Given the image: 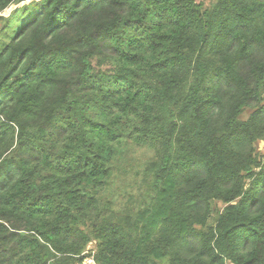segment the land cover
<instances>
[{
    "label": "trees",
    "instance_id": "obj_1",
    "mask_svg": "<svg viewBox=\"0 0 264 264\" xmlns=\"http://www.w3.org/2000/svg\"><path fill=\"white\" fill-rule=\"evenodd\" d=\"M261 141L264 0H0V264H264Z\"/></svg>",
    "mask_w": 264,
    "mask_h": 264
},
{
    "label": "rangeland",
    "instance_id": "obj_2",
    "mask_svg": "<svg viewBox=\"0 0 264 264\" xmlns=\"http://www.w3.org/2000/svg\"><path fill=\"white\" fill-rule=\"evenodd\" d=\"M13 8H14V7L12 6L11 8L7 9L5 12L2 13V16H4V17L8 16V15L10 14V12L13 10ZM259 145H260V148H262V149H261L262 151H258V152H259V153H261V152L264 153V141H261V142L259 143ZM123 184H125V183H123ZM216 207H217V208H221L222 205H221V204H217ZM212 220H213V219H211V221H212Z\"/></svg>",
    "mask_w": 264,
    "mask_h": 264
},
{
    "label": "built area",
    "instance_id": "obj_3",
    "mask_svg": "<svg viewBox=\"0 0 264 264\" xmlns=\"http://www.w3.org/2000/svg\"><path fill=\"white\" fill-rule=\"evenodd\" d=\"M81 264H96L92 257H87Z\"/></svg>",
    "mask_w": 264,
    "mask_h": 264
}]
</instances>
